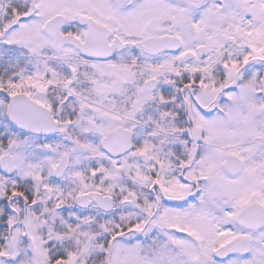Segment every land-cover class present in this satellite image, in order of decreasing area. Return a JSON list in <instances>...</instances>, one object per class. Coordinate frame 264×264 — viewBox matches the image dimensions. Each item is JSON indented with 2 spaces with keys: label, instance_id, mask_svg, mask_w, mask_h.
Wrapping results in <instances>:
<instances>
[{
  "label": "snow or ice",
  "instance_id": "6c2138e0",
  "mask_svg": "<svg viewBox=\"0 0 264 264\" xmlns=\"http://www.w3.org/2000/svg\"><path fill=\"white\" fill-rule=\"evenodd\" d=\"M0 264H264V0H0Z\"/></svg>",
  "mask_w": 264,
  "mask_h": 264
}]
</instances>
